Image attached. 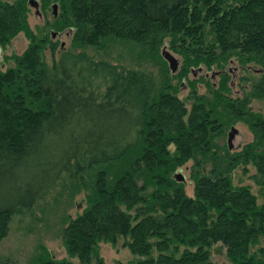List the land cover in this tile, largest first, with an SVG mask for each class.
I'll use <instances>...</instances> for the list:
<instances>
[{
    "label": "trees",
    "instance_id": "16d2710c",
    "mask_svg": "<svg viewBox=\"0 0 264 264\" xmlns=\"http://www.w3.org/2000/svg\"><path fill=\"white\" fill-rule=\"evenodd\" d=\"M31 4L50 13L39 36L27 27ZM19 31L27 46L0 69V240L12 220L30 232L48 197L81 191L80 213L55 215L67 258L38 243L30 264H103L98 242L120 238L131 264H214L217 242L227 264H264V199L231 180L247 165L255 182L264 177V116L247 106L264 103V0H0V48ZM63 32L70 47L55 54ZM114 42L158 60V79L81 50ZM159 49L181 58L173 71ZM230 59L260 68L240 96H230ZM202 69L217 82L188 79ZM182 79L188 109L176 96ZM237 120L252 141L218 152L214 138ZM190 160L189 196L173 172Z\"/></svg>",
    "mask_w": 264,
    "mask_h": 264
},
{
    "label": "rangeland",
    "instance_id": "374dc122",
    "mask_svg": "<svg viewBox=\"0 0 264 264\" xmlns=\"http://www.w3.org/2000/svg\"><path fill=\"white\" fill-rule=\"evenodd\" d=\"M10 1V0H8ZM26 13L27 27L33 32L35 36H39L44 25L46 17L50 16V13L46 14L37 10L36 6L31 4ZM49 11V10H48ZM28 40L22 31L17 32L13 37L10 38L9 42L4 48H0V69L5 67H11L12 62L9 58L12 54H20L27 46ZM57 43L61 44V48L57 49V54L61 49H68L70 47V33L65 35L63 32L57 37ZM166 47V46H165ZM161 49V48H160ZM158 51L159 57L161 56L162 50ZM167 49V47H166ZM81 50L93 60H106L107 62L114 64L117 68H128L136 69L145 72H149L150 76L154 80L158 79L159 75V62L154 58H150L143 54V50L138 45H134L130 42H114L113 44H106L97 47H84ZM78 51V50H76ZM171 53V51H169ZM171 55L179 60L180 57L174 53ZM45 64L49 66L51 64L48 50H44ZM56 57V55H55ZM179 65V64H178ZM167 66V65H166ZM260 68L258 66L249 64L247 66H241L236 60L230 59L229 62L224 66V71L229 76L230 96H240L242 90L247 89L248 77L255 75ZM217 70L212 69L211 71L201 70L195 74H189L188 79L197 78L203 74L205 78L211 83H216L218 80ZM176 80H172L175 83ZM181 86L178 88L176 96L180 99L183 105L188 109L193 103L194 99L189 95L190 89L185 80L180 81ZM195 91L197 95H205V87L203 83H196ZM248 112L264 116V103L256 99H251L248 104ZM247 117L243 115L241 118ZM250 119V118H249ZM233 126V132L229 137L227 143V134ZM252 141V133L248 126L241 120H237L231 125H228L220 136L214 138V143L217 146L216 150L220 153L224 149L228 152H234L239 150L243 145ZM228 144V145H227ZM229 146V147H228ZM206 169L209 168V162L204 161ZM211 167V166H210ZM193 162L190 160L184 166L178 167L173 172L174 175H181L184 179V192L187 195H191L192 183L190 180V172L193 171ZM205 169V167H203ZM255 170L251 165L242 170L240 167L235 168L231 173V180L234 185H244L249 188L250 192L256 197L259 203L264 199V177L257 178V182L253 180ZM264 175V174H263ZM83 192L78 191L73 195V198H67L61 196L55 202L51 201L48 197L47 202L49 208L47 213L45 212L42 216L41 213L36 209L33 213L38 220H33L31 224V231L27 232L24 230L25 222H17L12 220L9 224V231L0 240V255H9L11 257L10 264H30L31 259L36 255V246L41 243L49 252L53 258H67L64 247L62 246L60 239V225L55 220L58 214L63 213L68 217L72 218L77 213H80L84 206ZM52 211L55 213L52 215ZM56 215V216H55ZM43 217V220L41 221ZM122 239H118L114 246L105 242H98L99 255L102 259L103 264H131L130 260L133 255L129 253L126 247L121 245ZM209 258L214 264H227V260L224 254V247L219 243H215L210 247ZM71 261L77 264V260L72 258Z\"/></svg>",
    "mask_w": 264,
    "mask_h": 264
},
{
    "label": "water",
    "instance_id": "95a60500",
    "mask_svg": "<svg viewBox=\"0 0 264 264\" xmlns=\"http://www.w3.org/2000/svg\"><path fill=\"white\" fill-rule=\"evenodd\" d=\"M29 3H33V0H29ZM52 9H54V5H52ZM161 55L165 59V61L167 62L169 69L171 71H173L175 69V66H176L175 58L170 53H168L167 51H164V50H162ZM232 132H233V127L230 128V131L227 134V143L229 142V137L232 134ZM175 177L177 180H182V181L184 180L181 175H175Z\"/></svg>",
    "mask_w": 264,
    "mask_h": 264
}]
</instances>
